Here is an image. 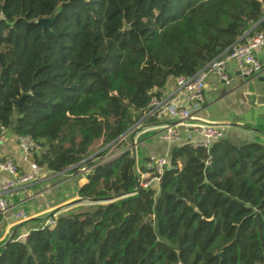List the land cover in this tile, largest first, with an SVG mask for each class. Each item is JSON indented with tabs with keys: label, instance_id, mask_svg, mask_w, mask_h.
I'll return each mask as SVG.
<instances>
[{
	"label": "trees",
	"instance_id": "obj_1",
	"mask_svg": "<svg viewBox=\"0 0 264 264\" xmlns=\"http://www.w3.org/2000/svg\"><path fill=\"white\" fill-rule=\"evenodd\" d=\"M262 30L264 0H0V134L29 137L49 176L90 170L77 198L120 197L6 241L0 264H264V140L173 147L158 191L136 192L121 146L169 78Z\"/></svg>",
	"mask_w": 264,
	"mask_h": 264
},
{
	"label": "built area",
	"instance_id": "obj_2",
	"mask_svg": "<svg viewBox=\"0 0 264 264\" xmlns=\"http://www.w3.org/2000/svg\"><path fill=\"white\" fill-rule=\"evenodd\" d=\"M262 52H264V30L254 35L245 36L228 53L222 54L194 77L176 79L175 94L183 104L173 105L162 98L151 99L148 106L149 113L145 118L155 116L157 120L154 124L143 125L140 122L135 126L134 132L130 134L132 147L137 144L136 141L134 142L135 137L133 135L136 134L137 139L139 131L153 133V138L157 139L158 142H165L173 147L189 145L193 149L209 150L213 144L222 141L223 131L220 127L198 119L193 113L194 109L204 101L206 81L209 77H213L228 85L230 83L226 71L228 62L235 64L237 71L244 79L264 78V68L259 62V56ZM162 119H165V122L158 123ZM5 131L1 128L0 146L5 141ZM17 144L24 159H32L33 154L39 150L29 137H17ZM168 166V155H149L140 165V168L137 167L139 177L136 179L135 192L140 188L158 191L161 178ZM43 171L45 172L33 162L29 171L21 174L13 162L0 160V174L8 176L1 192L10 195L13 190L32 184L43 174ZM79 174L88 176L90 170L82 168ZM9 211H13L11 203L7 199L0 198V214L4 216ZM12 216L15 227L31 219L28 213L21 209L13 212ZM56 217L57 215L52 214L41 218L43 223L38 228H54ZM27 235H23L22 238L25 240Z\"/></svg>",
	"mask_w": 264,
	"mask_h": 264
},
{
	"label": "crops",
	"instance_id": "obj_3",
	"mask_svg": "<svg viewBox=\"0 0 264 264\" xmlns=\"http://www.w3.org/2000/svg\"><path fill=\"white\" fill-rule=\"evenodd\" d=\"M259 62L262 68H264V52L260 54ZM226 71L230 83L225 85L215 78L209 77L205 85L204 101L199 107L194 109L193 113L198 119L220 127L223 131L222 141L234 147H240L256 140H264V135L256 129L257 126L264 125V78L244 79L237 71L233 62L226 64ZM159 98L165 99L173 105L183 104L175 94V80L172 78L166 81L165 88ZM159 122H165V119ZM159 143L154 142L152 144V150L147 151L148 156L149 154L168 155L173 148L172 145L167 144L169 147L167 154L156 152L153 145H158ZM0 160L13 162L21 174L27 173L30 165L33 163L32 159L23 158L17 144V137L12 130L5 131V141L0 146ZM80 175L78 176L81 177ZM81 178L82 182L74 189L75 194L73 196L44 211L33 212L27 207V202L60 185H68L74 181L67 179L61 182H48L46 183V187L43 185L40 191L36 193H33V188L27 185L13 190L10 195H6L1 192V189L7 182L8 176L0 174V198L7 199L13 207V211H9L3 216L2 223L0 224V242L15 227L12 216L13 212L23 207L28 211V215L31 217L30 221L40 220L36 219L37 216L49 214L60 206H64L77 198L76 189L86 184L87 176L82 174Z\"/></svg>",
	"mask_w": 264,
	"mask_h": 264
},
{
	"label": "rangeland",
	"instance_id": "obj_4",
	"mask_svg": "<svg viewBox=\"0 0 264 264\" xmlns=\"http://www.w3.org/2000/svg\"><path fill=\"white\" fill-rule=\"evenodd\" d=\"M138 134H139V137L137 139H136V134L133 135V137H135L134 142L136 141V143H137L134 147H132L131 135H129V137H127V139L124 141V143L122 142V144H121V146L124 147V150L129 151L131 153L132 157H134V159H135L134 160L133 173H134L136 179H138V177H139L137 174V167L139 169L140 165H141V161H143V160L137 159V158H139L137 153L140 154V152H141V153H143V156H144L145 153L146 154L148 153L147 151L152 150V144L154 142H158L157 139L153 138V135H154L153 133H150V132L144 133L143 131H139ZM153 146H154V150L156 152H159V153L167 154V152L169 150V147H168L167 143H165V142H160L158 145L154 144ZM108 148H109L108 146L101 148L100 145H97L95 147V150L97 153H99V152L104 151L105 149H108ZM114 151L115 150L113 148H109L108 152L105 155V160L103 162H105L107 159H112L114 156H116V153H117L116 151L114 154H112ZM146 157H148V155ZM47 175H48V172L43 171V174L39 178H37L32 184H30V187L33 188V191H32L33 193L39 192L40 189L43 187V185H44V187H46L47 186L46 183H48V182H51V183L52 182H61V181H65L67 179L69 180L70 177H72L70 180H72L74 182H70L72 184L69 183L68 185H66V184L60 185V186L46 192L45 194L39 195V196L35 197L33 200H30L29 202H27V207L29 209H31L33 212L44 211V210L51 208L52 206L62 202L63 200L73 196L75 194L74 189L77 187V185L79 183L82 182V178H81L82 175H80L81 177L72 176V175L71 176L70 175H64L63 177H60V176L59 177H52V176L49 177ZM106 204H107L106 202L96 203V202L76 198V199H73L72 201H70L68 204H66L64 206H60L58 209L54 210L53 212H51L49 214L37 216L36 219H41L45 216H50L52 214H55L57 216H65L69 213H75L79 209H84L85 207H88V206L106 205ZM19 209L28 213V211L23 207H21ZM42 223H43L42 220H34V221L32 220V221H27L18 227H13V229H11L9 231V234L0 242V245L5 243L6 241L12 239V238H15L16 240H19V241H24L22 236L25 234H28L32 229H37L38 227H40V225Z\"/></svg>",
	"mask_w": 264,
	"mask_h": 264
},
{
	"label": "water",
	"instance_id": "obj_5",
	"mask_svg": "<svg viewBox=\"0 0 264 264\" xmlns=\"http://www.w3.org/2000/svg\"><path fill=\"white\" fill-rule=\"evenodd\" d=\"M54 16L51 19H40L37 21V24L42 28V29H48L50 27V25L53 23V21L55 20ZM22 103V99H20L16 105H20ZM120 199V197H113V198H107V199H103V200H98V201H92V202H96V203H102V202H106V203H110L113 201H116Z\"/></svg>",
	"mask_w": 264,
	"mask_h": 264
}]
</instances>
